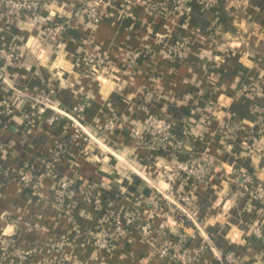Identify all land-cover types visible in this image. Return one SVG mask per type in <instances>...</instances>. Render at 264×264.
<instances>
[{
    "label": "crops",
    "instance_id": "obj_1",
    "mask_svg": "<svg viewBox=\"0 0 264 264\" xmlns=\"http://www.w3.org/2000/svg\"><path fill=\"white\" fill-rule=\"evenodd\" d=\"M149 1L159 11L149 12ZM88 2L58 0L60 6L68 4L65 10L72 16L57 13L51 21L41 3L37 16L46 22L31 27L27 17L8 23L0 15V49L12 57L10 64L0 57V72L11 82L9 86L0 79V97L11 87L34 94L52 91L67 111L81 106L86 127L110 149L77 138L72 123L52 112L27 125L29 103L12 97L14 112L0 125V168L41 173L55 145L66 139L69 149L57 163V178L91 189L100 207L80 199L70 211L73 222L52 206L58 179L41 176L32 194L15 179L0 177V255L7 252L2 264H52L59 259L63 264H181L162 259L155 243L160 237L145 239L137 227L116 240L111 251L96 250L93 231L113 229L112 219L124 210H136L140 223L155 228L167 222L171 240L182 237L188 251L210 246L198 264H220L218 256L229 252L235 253L237 264H264V242L252 234L257 225L264 229V203L241 183L249 174L255 187L264 186L259 133L264 94L251 92L253 82L264 86V0H214L211 7L191 0L188 15L175 11L173 0H137L130 6L124 0H104L103 20L94 27L88 26L83 11ZM33 39L38 46L21 56L20 49ZM176 41L186 45L181 58L172 52ZM60 44L67 55L63 66L54 67ZM85 51L106 55L102 78L85 75ZM137 52L141 56L135 59ZM61 79L67 86L61 87ZM146 92L154 95L148 112L142 110ZM197 107H204L209 119H201ZM150 114L172 119L177 133L192 125L189 150L177 157L207 162L213 174L205 183L185 176L170 183L163 171L173 166L175 155L138 145L132 129ZM109 120L117 121V129L100 131ZM169 190L190 198L182 205L185 214L176 216L175 207L160 200ZM62 241H67L64 249L55 251L53 246ZM13 251L29 254L28 259H13Z\"/></svg>",
    "mask_w": 264,
    "mask_h": 264
},
{
    "label": "built area",
    "instance_id": "obj_2",
    "mask_svg": "<svg viewBox=\"0 0 264 264\" xmlns=\"http://www.w3.org/2000/svg\"><path fill=\"white\" fill-rule=\"evenodd\" d=\"M137 0H124L125 4L130 6ZM28 4H31L33 0H27ZM200 4L204 7H211L214 4V0H199ZM14 3L22 5L20 8H14L9 6L6 0L0 2V15H2L8 23L14 21H21L27 17L32 21L36 20L37 14L42 7V4L37 8H30L23 6L25 0H14ZM92 0L86 4L84 13L88 21L92 25H97L102 22V6L104 3L95 7V19L90 15L92 9L89 5ZM173 9L181 15H188L192 11L191 0H173ZM147 10L151 13L159 11V6L154 1L147 3ZM1 42V41H0ZM1 46V44H0ZM59 47V46H58ZM60 48V47H59ZM0 51H2L0 49ZM172 52L175 57L181 58L185 55L186 45L181 41H176L172 47ZM141 53H134L135 59L140 58ZM81 62L86 76L102 78L107 70L108 60L106 55L101 51H85L81 57ZM95 70V72L93 71ZM103 72L102 76L99 73ZM251 92L253 95L264 94V86L259 82H253L251 84ZM18 96L29 103L30 109L25 113L24 118L27 125L31 126L46 112H52L54 117H62L68 119L75 127L77 138H81L84 141H91L101 147L103 142L99 139V136L90 131L81 118L82 107H75L73 110L67 111L61 103L55 99L54 93H41L34 94L28 91H23L17 87H11L8 94L0 97V125H4V120L8 118L13 112L12 97ZM154 100V95L151 92H146L142 110L148 112V105ZM58 106L59 111H56L55 107H49L47 105ZM43 109V111H41ZM195 111L201 116V119H209L210 115L204 107H197ZM52 121V120H51ZM50 122V121H49ZM111 125V127H109ZM118 123L116 120H109L102 127L100 131L111 132L117 129ZM230 127V125H227ZM260 137L264 145V108L260 115ZM132 136L136 138L138 145L147 149L162 150L171 152L175 155L176 159L172 167H167L163 171V175L170 183H174L178 177L185 176L192 178L198 183H205L213 174L212 167L207 162L186 159L180 160L177 155L187 152L189 147L187 146L189 137L192 134V125L185 124L183 130L180 133L176 131V123L172 119L164 118L154 114H150L142 126H137L132 129ZM99 141L100 143H97ZM104 145V144H103ZM105 146V145H104ZM106 149V146L103 147ZM69 145L64 143L63 140L59 141L51 153V157L44 160V169L41 173H34L30 169L24 168L18 172L9 171L0 168V177L5 180L15 179L23 190H29L31 193H35L39 189L41 176L51 177L57 181L56 167L57 163L62 160L67 154ZM242 187L246 193H249L257 201L264 203V186H254V179L249 174H244L241 178ZM91 202L95 205V208L100 207L99 199H95L94 192L89 188L77 186L65 179H58L56 186L53 189L52 206L63 215L68 216V219L73 221V216L70 211L75 208L79 200ZM162 201H165L168 205L175 207L176 216L185 214L183 203H188L190 198L187 196L178 195L174 190H169L167 194H163ZM155 205H159L155 203ZM74 222V221H73ZM112 225L114 228H102L97 231H93L91 234L92 243L98 251H111L115 246V241L125 237L131 228L137 227L145 239H149L151 235L157 234L159 239L155 240L156 248L162 259H169L171 261H177L181 264H198L200 258L212 250L208 245H202L196 248L194 251H188L183 246V239L173 242L166 233L169 225L167 222H163L158 227H153L152 224L140 223V217L136 210H124L119 212L114 219H112ZM38 227V224H35ZM252 234L259 240L264 242V229L260 225L253 228ZM67 241L56 243L53 246L55 251H61L64 249ZM13 259L18 261H26L29 254L23 251H13ZM7 257V252H3L0 255V264L3 259ZM220 264H237L238 260L233 252H229L224 256H218ZM52 264H63L61 259L53 262Z\"/></svg>",
    "mask_w": 264,
    "mask_h": 264
},
{
    "label": "clouds",
    "instance_id": "obj_3",
    "mask_svg": "<svg viewBox=\"0 0 264 264\" xmlns=\"http://www.w3.org/2000/svg\"><path fill=\"white\" fill-rule=\"evenodd\" d=\"M6 2L9 6H12L14 8L22 7L21 4L14 3V0H6ZM41 3L43 4V8L48 10V12H49V16L47 17V20L51 21L57 15V13H59L61 16H67V17H69V19H71L72 12L65 10L69 7L68 4H63V6H60L58 3V0H33V2L31 4H28L27 0H25V4L23 6L30 7V8H37L41 5ZM102 3H103V0H92V3L89 5V7L92 9L90 15L93 19H95V16H96L95 7L98 6L99 4H102ZM73 7H74V5H73ZM105 7H107V5H105ZM77 15L81 16V18H82V14L78 13ZM0 19H3V17L0 16ZM37 22L43 24L46 21L42 17L37 16L35 21L30 22L29 27L34 26L35 23H37ZM21 26L23 27L24 25H21ZM88 26L94 27V25H92V24H89ZM2 31H3V29L0 28V32H2ZM60 31H61L60 28L56 29L57 33ZM35 46H38V41L33 39L30 41L29 45H27L25 48L20 49V55L24 56L25 52L28 48H33ZM59 47H60V57H59V61H58L57 65H55L54 67L63 66V64H64L63 56L67 55L66 53L63 52L64 45L60 44ZM49 51H51L50 48H49ZM0 57H5L8 60L9 64L11 63L12 57L7 56V54L4 53L3 51H0ZM67 67L69 70L71 69V65H68ZM93 71L95 72V70H93ZM37 74H39V73H37ZM57 75L62 76V73H57ZM102 75H103V72L99 73V76H102ZM0 79H3L5 81V83H8L9 86H11V82L8 80L6 73L0 72ZM65 86H67V83L63 79H61V87H65ZM83 91H84V89L81 88V92H83ZM88 95L91 96V93L89 92ZM47 106L55 107L56 111H59L58 106H54L51 104H49ZM41 111H43V109H41ZM109 127H111V125H109ZM97 143H100V142L97 141ZM101 147H105V146L103 144H101ZM106 151H110V149H106ZM125 154H127V150L125 151ZM122 166L123 165H118V167H122ZM133 170H135V169H133ZM229 206L230 205H226L225 210H227V208ZM10 233H11V229H9L8 233H6V234H10Z\"/></svg>",
    "mask_w": 264,
    "mask_h": 264
},
{
    "label": "trees",
    "instance_id": "obj_4",
    "mask_svg": "<svg viewBox=\"0 0 264 264\" xmlns=\"http://www.w3.org/2000/svg\"><path fill=\"white\" fill-rule=\"evenodd\" d=\"M62 140H63L64 143L68 144V142L66 141V139H62ZM26 191H28V192L31 193V191H29V190H26Z\"/></svg>",
    "mask_w": 264,
    "mask_h": 264
}]
</instances>
